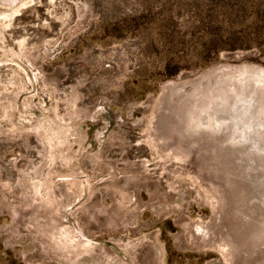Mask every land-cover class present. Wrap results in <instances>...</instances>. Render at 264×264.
Segmentation results:
<instances>
[{
	"label": "rangeland",
	"instance_id": "374dc122",
	"mask_svg": "<svg viewBox=\"0 0 264 264\" xmlns=\"http://www.w3.org/2000/svg\"><path fill=\"white\" fill-rule=\"evenodd\" d=\"M0 264H264V0H0Z\"/></svg>",
	"mask_w": 264,
	"mask_h": 264
}]
</instances>
